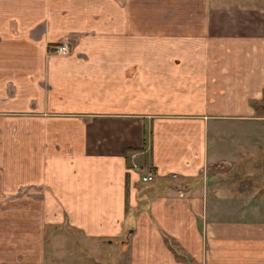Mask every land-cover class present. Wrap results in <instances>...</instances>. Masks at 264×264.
<instances>
[{
  "label": "crops",
  "instance_id": "1",
  "mask_svg": "<svg viewBox=\"0 0 264 264\" xmlns=\"http://www.w3.org/2000/svg\"><path fill=\"white\" fill-rule=\"evenodd\" d=\"M262 156L264 0H0V264H264Z\"/></svg>",
  "mask_w": 264,
  "mask_h": 264
},
{
  "label": "rangeland",
  "instance_id": "2",
  "mask_svg": "<svg viewBox=\"0 0 264 264\" xmlns=\"http://www.w3.org/2000/svg\"><path fill=\"white\" fill-rule=\"evenodd\" d=\"M239 166L237 167L236 170L234 171L232 170L229 174H227L226 177L221 178L219 185L224 186L228 184L230 185L231 189H234L235 191L247 192L246 190L250 189L249 183L247 180L249 178L245 176H240L238 174L240 173V171L245 170V165H243L242 167L241 165ZM259 180L261 183H258V186H255L253 188L258 189L259 191H264V177L259 178ZM224 195L225 193L223 192L220 193V196H224ZM26 210H27L28 215L26 216L25 219L30 220L32 218L31 213L33 212V210H30V209H26ZM9 219L10 218L4 217L3 221L6 222ZM21 232L22 231L20 230V233ZM25 232H27L26 229H25ZM18 236H21V234ZM169 241L173 245V241L172 240H169ZM45 244H46L45 245L46 246L45 248L46 256H45V261H44L45 264H53V263L57 264V259H58L57 256L59 254H62L63 251H65L67 255L68 253H71V255L74 254V256H71V255L65 256L62 254L63 257L62 256L59 257V260L66 261L67 264H91V262H93L92 264H126L127 259H128L127 251L124 250V248L119 245H116V247H110L108 244H106L105 246L102 247L103 255L101 254L97 255L96 254L97 251L95 252L93 248H91L87 244H84L82 240H80L79 235L75 233L70 234L66 243H64V241L56 242V240L48 239L45 242ZM90 252H94V253L90 254ZM33 262L34 264H36L35 261Z\"/></svg>",
  "mask_w": 264,
  "mask_h": 264
},
{
  "label": "built area",
  "instance_id": "3",
  "mask_svg": "<svg viewBox=\"0 0 264 264\" xmlns=\"http://www.w3.org/2000/svg\"><path fill=\"white\" fill-rule=\"evenodd\" d=\"M51 50L58 55H66L69 53L68 43L62 42L58 45L51 46ZM141 179L144 183H151L155 181V175L152 173H149V174L143 175Z\"/></svg>",
  "mask_w": 264,
  "mask_h": 264
},
{
  "label": "flooded vegetation",
  "instance_id": "4",
  "mask_svg": "<svg viewBox=\"0 0 264 264\" xmlns=\"http://www.w3.org/2000/svg\"><path fill=\"white\" fill-rule=\"evenodd\" d=\"M69 44V43H68ZM58 45V44H57ZM52 46H54V45H52ZM68 47H69V45H68Z\"/></svg>",
  "mask_w": 264,
  "mask_h": 264
}]
</instances>
